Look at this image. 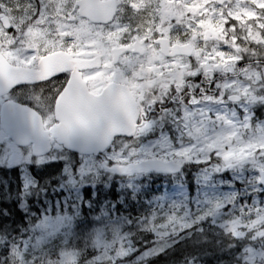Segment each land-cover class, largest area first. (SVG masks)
Here are the masks:
<instances>
[{
	"label": "snow or ice",
	"instance_id": "1",
	"mask_svg": "<svg viewBox=\"0 0 264 264\" xmlns=\"http://www.w3.org/2000/svg\"><path fill=\"white\" fill-rule=\"evenodd\" d=\"M21 4L13 9L0 0V106L22 118V123L0 125V151L22 152L41 141L56 150L75 143L100 142L105 149L111 145L110 153L82 163L79 172L106 186L118 177L121 194L130 193L132 199L142 187L136 183L139 178L152 171H176V163L203 164L204 183L225 172L243 178V170L251 166L257 183L264 185V129L252 133L247 116L241 121L227 110L196 107L205 101L264 102V0H21ZM5 8L18 13V23L3 15ZM246 58L249 63L241 67ZM54 77L65 84L54 90L58 94L51 110L43 94L35 96L31 109L13 98L16 85L44 84ZM186 88L188 105L183 103ZM213 91L218 95L210 94ZM169 100L180 103L181 115L166 107ZM165 116L184 129L190 144L166 143L160 152L153 151L154 144L117 148L112 143L119 133L138 141ZM224 206L216 203L189 219L187 211L161 200L147 215L122 221L113 219L115 205H109L95 222H84L92 228L88 246L97 255L89 258L88 246H73L70 241L49 251L38 237L32 251L28 239L13 245L8 264L42 260L71 264L77 256L78 264H108L117 244L116 255H126L122 223L141 225L163 241L215 216ZM233 207L239 218L226 230L237 239L249 232L252 240L264 239V207ZM71 219H45L39 227L51 234ZM106 231L112 233L111 241L105 239ZM244 251L247 255L242 254L237 264H254L255 253L250 248Z\"/></svg>",
	"mask_w": 264,
	"mask_h": 264
},
{
	"label": "rangeland",
	"instance_id": "2",
	"mask_svg": "<svg viewBox=\"0 0 264 264\" xmlns=\"http://www.w3.org/2000/svg\"><path fill=\"white\" fill-rule=\"evenodd\" d=\"M11 1L13 0H6L8 4H10ZM18 7H23V5L21 4ZM248 63L249 60L246 58L241 67L247 65ZM202 108L205 111L214 109L227 110L229 114L234 113L236 118L241 121L244 119L245 116H247L249 120H251L252 111L255 110V112L257 111L259 114L256 115V124L253 125L251 124L252 122L249 121L251 124V132L258 133L260 129H264V102L256 101L249 102L247 104L243 103V105H240V111L237 110V107L230 109L228 103L223 104V106H221V103L219 104V106H213L211 104L210 107L205 106ZM191 142L192 141L190 140V138H188V141H180L177 143V145H172L179 147L181 144L187 145ZM166 143L168 142H156L141 145L138 141H129L125 143H117L116 147L123 148L125 145H129L139 148L141 146L149 147L154 144L155 147L153 148V151L163 152L166 149L162 148L161 146ZM111 151L112 149L108 153H110ZM0 154H2L0 156V163L5 164L9 167L18 168V175L20 176V181L22 182L21 187L19 179L15 178L12 174V171H10L7 176L3 177V179L6 181V187H0V203H4L8 201V199H10L7 208L13 214L17 213V203H19L21 207H23L24 204L28 202L29 198L32 199L35 190L42 186V184H47L49 181H58V184L64 185L63 189L67 193H70L75 190V194L77 196H81V191L84 186L88 184H95L99 179L97 177H92L87 174L81 176L79 172V168L82 163H90L95 157H69L56 149L55 154L37 161H32L33 159L29 157L31 156V153L27 151L26 153L22 151L7 154L0 151ZM191 165L193 166V168H191L192 172L195 170H199L193 176V188L184 189L178 186H172L168 190H164L159 195V200H163L166 206L175 205L179 207L182 211H187L189 213V219H194L196 216L202 215L211 210L216 203L223 204L225 206L221 210H219L215 216H210L208 217V219L214 217V221L221 222L224 226H226L230 221L239 218L236 208L233 207L234 204L237 206L246 205L249 208L264 207V203H261L256 198H253L251 202L248 201L250 195H261L264 192L263 190H258L260 189V186L257 183L256 179L257 173L252 169V167H245L242 174L243 178H237L236 173L225 172L221 176L216 177L213 181L204 183L202 182V168H200V166L204 167V165ZM249 178L253 186L249 189L248 192L239 191L237 185V183L239 182L237 181V179L245 184V181ZM10 179H14L17 182V185L9 186L8 182ZM73 181H75V183H73ZM175 182H181V179H175ZM57 183L55 185L51 184L50 186L51 193H53V195L55 196L61 190V187H59ZM136 183H139L138 180L136 181ZM198 185H200V188L197 187ZM241 193L249 194L243 197H239ZM247 202H249V204ZM150 207L152 208L153 206ZM52 210L53 208H50L49 211L52 212ZM104 210L105 209H103L102 211ZM32 211L34 212L37 218L32 219L28 223H25V227L22 230L12 234L16 236L10 239H7L6 237L0 239V264H8V262L12 259V246L15 244H19L22 240L25 239H28L31 242L30 251H32L31 244H34L38 237L43 238L44 243L42 247L48 249L49 251L64 245L68 241H70L73 246L81 248L90 245V234L92 233V228H90L87 224L79 223L75 219H71V221L64 222V225L63 227H61L60 230L48 234L45 230L39 227L41 223L45 221V219H47L48 221H52L60 217H68L69 215L65 214L64 212L58 209L52 215L50 213L47 214L46 211L39 210L37 205L33 206ZM100 213H98L97 216H99ZM113 219L115 218L113 217ZM1 220H3V218H1L0 216V225L4 224V222H2ZM198 223L201 224L203 222ZM96 226L98 225H93V227ZM2 230L3 228H1L0 226V232ZM138 231H144L149 233L150 235H155L150 230L142 228L141 225L122 223L121 234L125 236L127 241V243L125 244L126 255L124 257H119L116 255V252L119 249V245L117 244L111 250L113 260L111 262H108V264H146V262L153 258L155 255L166 251L172 245H174L178 241H182L184 238L182 237V235L177 234L162 241L155 235L157 241H155L143 251L138 252V254H130L129 251L131 249L132 244L134 243V238L139 235ZM245 235H250L252 237L253 234L249 232ZM105 239L111 241L113 239L112 233L106 231ZM250 241L252 244H247L245 246V249L250 248L255 253L254 264H264V239L257 238L256 240H252L251 238ZM35 251L39 252L40 249H36ZM88 251L90 252L88 253ZM86 255L91 258L97 255V252L94 248L88 246ZM243 255H247V253L243 251ZM190 264L198 263L192 262Z\"/></svg>",
	"mask_w": 264,
	"mask_h": 264
},
{
	"label": "trees",
	"instance_id": "3",
	"mask_svg": "<svg viewBox=\"0 0 264 264\" xmlns=\"http://www.w3.org/2000/svg\"><path fill=\"white\" fill-rule=\"evenodd\" d=\"M121 183L122 181L116 178L108 181L106 186L99 180L95 186L85 188L81 211L82 217L85 220L92 221L93 212L100 213L103 208L107 210V206L115 205V208H119L120 211L116 212L115 208L112 209L114 218L119 217L121 220L139 218L149 213L151 209L148 207V203L152 199L159 197L161 192H163L162 189L159 190V181L156 178H151L148 182L141 180L138 183L142 185L138 189V196L136 199H132L130 193L121 194ZM237 185L239 191H249L247 186L239 183ZM87 193L93 194L88 195ZM113 193H115V196H113ZM247 194L249 193H241L239 197ZM253 198L264 203V192L261 195H250L248 201L251 202ZM96 201H99V203H96ZM249 202L247 203L249 204ZM89 203L91 206H89ZM19 210L17 209V213L14 216L12 212L9 213L7 205L0 204V211H2L0 216L3 218L1 221L4 222V224L0 225L3 228L1 231L3 233L0 234L1 238L8 236L10 239L16 236L11 234L13 231L18 232L25 227V223L22 224V222H24L26 216ZM214 220V217H212L201 224H196L189 230L181 232L178 235L184 237L182 241H178L166 251L155 255L146 264H190L192 262L198 264H237V260L242 259L245 246L252 244L250 241L251 236L243 235L240 239L234 238L225 229L223 223ZM4 231L7 232L4 233ZM138 234L134 238V243L129 251L130 254H138V252L143 251L157 241L155 235H150L147 232L138 231Z\"/></svg>",
	"mask_w": 264,
	"mask_h": 264
},
{
	"label": "flooded vegetation",
	"instance_id": "4",
	"mask_svg": "<svg viewBox=\"0 0 264 264\" xmlns=\"http://www.w3.org/2000/svg\"><path fill=\"white\" fill-rule=\"evenodd\" d=\"M10 5L12 6L13 9L18 8V6L21 5V0H18V1L13 0V1H11ZM16 14H18V13H16ZM197 82L198 81H193V83H197ZM64 84H65V81L61 77H54L52 80H49V81L45 82L44 84L35 83V82H23V83L16 85L12 89L13 98L15 100H17V102L21 105V107L31 109V108L35 107V100H34L35 96L43 94V96L45 97V103L49 107V110H51V102L54 100L55 95L58 94L54 90H62ZM213 89H214V85H213ZM194 91L197 94V97L199 98L200 89L196 88ZM187 93H188V89L186 88L185 89V95H184V101H183V103L185 105H188V101L190 99V96L187 95ZM210 94L218 95V93H216L215 91L211 92ZM211 104L213 106H215V105L219 106L220 103H217L215 101H205V102H202L201 105H197L196 107H198V108L205 107V106L210 107ZM241 104H242V102H240L239 104H235V106L239 108V106ZM221 106H223V104H221ZM166 107L173 108L174 111H176L178 109V111H176L177 116L182 114L183 109H182L179 102H172L169 100L166 103ZM189 107H191V105H189ZM2 108L3 107L0 106V112H1ZM152 115L156 116L157 114L153 113ZM162 134L164 136L163 139H162ZM188 138L189 137L187 136L186 132L184 131V129L181 126H178L172 120V118L170 116H165V118L163 120L157 119L154 131L150 132L146 136L141 137L138 140V142L141 145H145L148 143H156V142H168V143L177 145V143L180 141H188ZM129 141H137V140H134L133 138L131 140H128V139H125V136L124 137H118L115 140V144L122 143V142L125 143V142H129ZM28 149L31 150L32 148H28ZM54 150L55 149H53V151ZM59 150L62 151L63 153L77 155L75 153L67 151L64 146H62ZM104 155L105 154L95 156V158L99 159L100 157H103ZM184 165L185 166H184V172L183 173L187 174L189 172L190 165L187 163H185ZM6 169L11 170V169H13V167H7ZM155 174L156 173L148 174V175L154 176ZM162 176L172 177V178L177 177V175H175V176L162 175ZM158 178L160 179L161 177H158ZM159 186L160 185H158V187Z\"/></svg>",
	"mask_w": 264,
	"mask_h": 264
},
{
	"label": "water",
	"instance_id": "5",
	"mask_svg": "<svg viewBox=\"0 0 264 264\" xmlns=\"http://www.w3.org/2000/svg\"><path fill=\"white\" fill-rule=\"evenodd\" d=\"M1 123H2V125H6V124L15 125L17 123H22V118H21L20 114L10 113V112L5 111V109H3L2 110ZM121 136L132 138V137L128 136L126 133H119V134H116L113 136L112 143L116 137H121ZM66 146L69 147L70 150H73V151L81 153V154H88V155H90V154L98 155V154L103 153L104 151H106L108 149V147L105 149L103 144L100 142H92L89 144L75 143V144L66 145ZM48 148H49V146L46 142L41 141L39 143H34L35 154H44L45 152L48 151ZM174 168L176 169V171H173L171 173H166L164 171H152V172H157V173H162V174H176V173L181 172V170H182V166L178 165V164H175Z\"/></svg>",
	"mask_w": 264,
	"mask_h": 264
},
{
	"label": "clouds",
	"instance_id": "6",
	"mask_svg": "<svg viewBox=\"0 0 264 264\" xmlns=\"http://www.w3.org/2000/svg\"><path fill=\"white\" fill-rule=\"evenodd\" d=\"M3 15L5 17L11 18L13 24H16V23L19 22V15L16 14L15 12H13L12 9H10V8H5L4 12H3ZM157 99H158V97H157ZM150 100H151V97H148L146 102L150 101ZM54 103H55V101L53 100L51 102V106L52 107H54ZM117 243H118V241H117ZM78 260H79L78 256L77 257H73L72 260H71V264H78ZM41 264H44L43 260L41 261Z\"/></svg>",
	"mask_w": 264,
	"mask_h": 264
}]
</instances>
